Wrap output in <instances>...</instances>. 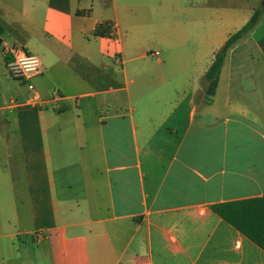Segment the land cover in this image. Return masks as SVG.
Masks as SVG:
<instances>
[{"label":"crops","instance_id":"obj_1","mask_svg":"<svg viewBox=\"0 0 264 264\" xmlns=\"http://www.w3.org/2000/svg\"><path fill=\"white\" fill-rule=\"evenodd\" d=\"M150 1L162 50L136 56ZM98 3L0 0V264H264L213 210L264 195V12L212 96L205 78L263 0ZM15 45L42 60L34 92L8 74Z\"/></svg>","mask_w":264,"mask_h":264},{"label":"trees","instance_id":"obj_2","mask_svg":"<svg viewBox=\"0 0 264 264\" xmlns=\"http://www.w3.org/2000/svg\"><path fill=\"white\" fill-rule=\"evenodd\" d=\"M263 12L264 4L261 3L254 9L248 21L235 31L221 49L215 53L212 63L205 73V78L208 81V96L215 93L228 48L255 28ZM3 32L4 27L0 24V41ZM112 32V21L110 20L100 22L95 29L97 36H110ZM213 210L264 249V195L218 203L213 206Z\"/></svg>","mask_w":264,"mask_h":264},{"label":"built area","instance_id":"obj_3","mask_svg":"<svg viewBox=\"0 0 264 264\" xmlns=\"http://www.w3.org/2000/svg\"><path fill=\"white\" fill-rule=\"evenodd\" d=\"M155 54L159 55V52L156 51ZM6 67L8 74L14 80L25 84L32 92L35 91L34 78L44 70L41 58L21 45L13 47V57L7 61ZM29 100L40 104L47 102L36 94H33Z\"/></svg>","mask_w":264,"mask_h":264},{"label":"rangeland","instance_id":"obj_4","mask_svg":"<svg viewBox=\"0 0 264 264\" xmlns=\"http://www.w3.org/2000/svg\"><path fill=\"white\" fill-rule=\"evenodd\" d=\"M100 0H95L97 4H99ZM111 1V0H109ZM157 3L154 1H150L148 5H143V6H138L137 12H136V17H135V25L133 27H129L127 29V34L125 37H123V42L128 44L129 42H132L136 44V49L133 51V54L140 55L143 52L148 53L150 57H155L152 56V53H154L156 50H159L161 52V47L162 42L160 38H157L156 35L154 34H147L144 33L143 30L141 29L140 25L144 22H151L153 21V17L157 13ZM158 17V16H157ZM178 19V17H177ZM176 19V20H177ZM187 20V18H184ZM114 32V31H113ZM118 58H120L119 55H117ZM120 64V61L118 62ZM10 76V75H9ZM11 77V76H10ZM11 79L14 80L12 77ZM21 88H25L26 86L18 81H16ZM24 85V87H23Z\"/></svg>","mask_w":264,"mask_h":264}]
</instances>
